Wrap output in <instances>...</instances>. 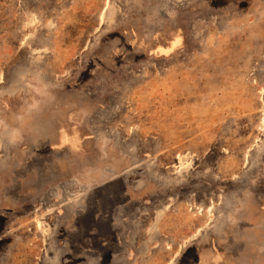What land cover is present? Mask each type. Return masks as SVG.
Here are the masks:
<instances>
[{"label": "rangeland", "instance_id": "374dc122", "mask_svg": "<svg viewBox=\"0 0 264 264\" xmlns=\"http://www.w3.org/2000/svg\"><path fill=\"white\" fill-rule=\"evenodd\" d=\"M0 264H264V0H0Z\"/></svg>", "mask_w": 264, "mask_h": 264}]
</instances>
